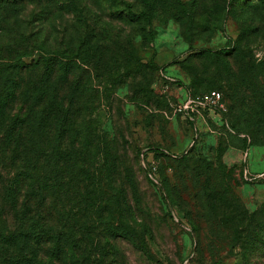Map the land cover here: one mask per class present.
I'll return each instance as SVG.
<instances>
[{
	"label": "rangeland",
	"instance_id": "obj_1",
	"mask_svg": "<svg viewBox=\"0 0 264 264\" xmlns=\"http://www.w3.org/2000/svg\"><path fill=\"white\" fill-rule=\"evenodd\" d=\"M81 42L83 103L113 141L119 185L137 203L129 202L127 219L113 215L114 227L119 217L130 230L108 239L110 264H244L245 251L249 264H264V0L0 6L1 59L23 48L32 52L25 63L43 52L73 59ZM224 57L244 80L242 105L194 79L221 72ZM213 92L223 96L226 116L205 112L192 122L174 112L190 93ZM188 152L201 158L198 171L178 167ZM209 189L227 191L223 208ZM229 205L256 214L254 225L230 223L238 211ZM94 242L82 250L97 255Z\"/></svg>",
	"mask_w": 264,
	"mask_h": 264
},
{
	"label": "trees",
	"instance_id": "obj_2",
	"mask_svg": "<svg viewBox=\"0 0 264 264\" xmlns=\"http://www.w3.org/2000/svg\"><path fill=\"white\" fill-rule=\"evenodd\" d=\"M16 3L0 0V6ZM31 53L16 49L9 52L12 57L0 58V264H110L108 239L130 230L120 218L134 210L129 202L137 203L131 195L129 201L117 178L113 141L83 103L82 42L73 59L43 52L23 62ZM221 60V72L194 79L205 91L224 90L240 104L244 80L226 57ZM189 155L178 167L198 171L201 158ZM209 190L223 208L221 194L227 191ZM234 211L238 219L230 223L243 229L254 225L256 214ZM116 214L119 227L111 223ZM259 214L264 217V205ZM96 239L97 255L82 250L83 242L94 247ZM242 259L249 264L247 251Z\"/></svg>",
	"mask_w": 264,
	"mask_h": 264
},
{
	"label": "built area",
	"instance_id": "obj_3",
	"mask_svg": "<svg viewBox=\"0 0 264 264\" xmlns=\"http://www.w3.org/2000/svg\"><path fill=\"white\" fill-rule=\"evenodd\" d=\"M174 112L182 114L187 120L193 122L201 113L223 115L227 112V108L222 101V95L219 92H213L194 98L188 95L183 102L175 106Z\"/></svg>",
	"mask_w": 264,
	"mask_h": 264
}]
</instances>
